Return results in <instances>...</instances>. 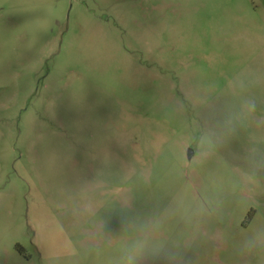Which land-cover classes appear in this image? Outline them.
Here are the masks:
<instances>
[{"label":"rangeland","instance_id":"1","mask_svg":"<svg viewBox=\"0 0 264 264\" xmlns=\"http://www.w3.org/2000/svg\"><path fill=\"white\" fill-rule=\"evenodd\" d=\"M0 264H264V0H0Z\"/></svg>","mask_w":264,"mask_h":264},{"label":"clouds","instance_id":"2","mask_svg":"<svg viewBox=\"0 0 264 264\" xmlns=\"http://www.w3.org/2000/svg\"><path fill=\"white\" fill-rule=\"evenodd\" d=\"M248 108L250 111H253L255 109V103L254 102H249L248 104ZM255 240H249L248 242H246L245 244V248H251L255 246Z\"/></svg>","mask_w":264,"mask_h":264},{"label":"water","instance_id":"3","mask_svg":"<svg viewBox=\"0 0 264 264\" xmlns=\"http://www.w3.org/2000/svg\"><path fill=\"white\" fill-rule=\"evenodd\" d=\"M191 153V152H190Z\"/></svg>","mask_w":264,"mask_h":264}]
</instances>
